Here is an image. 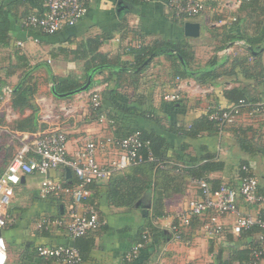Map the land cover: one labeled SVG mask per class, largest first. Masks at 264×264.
Here are the masks:
<instances>
[{"label":"crops","instance_id":"0c3cea01","mask_svg":"<svg viewBox=\"0 0 264 264\" xmlns=\"http://www.w3.org/2000/svg\"><path fill=\"white\" fill-rule=\"evenodd\" d=\"M200 1L204 7L198 15L190 19H179L173 16L167 4L168 0H91L87 3L86 13L76 24L65 26L56 34L43 35L39 30L26 28L21 24L22 17L26 14L45 12L43 0H0V21H9L8 44L15 47L17 42L22 43L18 47L30 63L40 61L37 58L43 55L51 73L58 77L83 76L85 60L91 58L92 53L83 51L85 47H80L79 44L88 38L95 40L96 52L106 56L121 54V58L127 61H132L129 53H125L130 47H152L154 44L170 42L186 45L192 52L197 48L196 52L201 59L197 62L205 63L216 54L218 57L228 58L225 67L232 68L229 64L231 60L235 67L232 68L234 73L226 72L220 76L217 84L201 86L192 79H172L169 59L157 51L138 68L142 70L140 73H127L126 77H121L120 84L116 83L115 78L105 80L107 76L111 77L108 68L98 73H95L94 69L91 70L89 73H92L94 84L85 91L73 93L65 98H56L50 93L51 80L46 75L40 83L38 94H44L56 104H64L71 110L68 115L64 111L61 115L62 126L68 137V156L76 154L85 138H93L98 142L137 127L163 135L167 149V154L164 155L169 157V163L164 167L176 168L169 171V179L165 173L157 171L152 195L144 191L133 200L132 206H115L110 203L108 186L109 183L115 185L117 181H131L134 166L114 172L107 181L93 184L90 195L81 202L79 211H85L92 206L98 212L100 225L78 238L70 237L64 226L55 223L57 219L68 220L71 194L63 192L59 197L40 196L41 182L46 177L71 184L76 181L73 172L69 168L59 166L48 174H26L14 187L8 208L9 224L3 231L7 244V264H55L51 259L39 257L36 250L38 245L75 246L82 257L78 264H210L219 248L227 250L233 245L238 248L243 246L245 239L231 232L234 216L220 217L218 220L222 224V232L215 235L207 234L202 229L207 216L193 218L190 226L184 228L181 241H175L168 229L175 215L182 210L184 202L199 193L196 184L189 177L178 173L179 169L189 166L191 158L200 160L204 154L214 153L218 159L224 161V167L208 172L207 177L220 179L221 183L234 180L236 185L240 180L237 166L221 157L222 154L230 152L229 150L233 151L236 158V154L241 155L237 144L228 140L232 134V125L226 126L221 135L203 132L193 138L182 134L183 129L201 114L205 106L206 99L201 98L193 90V86L215 90L212 94L222 104L226 103L223 92L237 86L264 96V46L257 49L259 44H256L253 52L248 54L244 49V42L235 44L233 42L236 39H231L242 34L244 26L253 24L250 14L256 16L258 11L252 12L249 4L234 7L231 4L233 0ZM187 21L199 25L198 36L184 34V23ZM0 47L4 48L2 45ZM217 47L221 48L215 51ZM236 57H246L251 65H254L255 59L256 63H260L259 84L253 77L243 74L240 61H234ZM19 75L20 72L17 71L8 76V84L13 85ZM178 82L184 84L182 98L179 100L183 105L180 106L177 102L170 105L162 96L172 92ZM94 86L100 88L102 110L106 117L102 120L97 112L92 110L88 100V91ZM109 115L114 119H109ZM18 147L14 148L13 154ZM114 153V148L100 149L98 146L96 158L100 162L106 159L104 154ZM157 168L161 167L156 166L155 169ZM134 176L143 178L144 174L139 172ZM174 176L177 179L174 180ZM155 189L166 192L163 199H158L163 205L164 213L163 216L150 220L148 216L151 217L153 200L157 199L154 197ZM237 202L241 212H249L254 217H257L259 210L264 207V204L260 203L247 204L241 197H238ZM149 222L156 231L149 234L148 242L135 258L126 259L125 254L141 240L140 235ZM162 230L164 233L160 236ZM255 237L256 235H253L251 239Z\"/></svg>","mask_w":264,"mask_h":264},{"label":"built area","instance_id":"2783aa9c","mask_svg":"<svg viewBox=\"0 0 264 264\" xmlns=\"http://www.w3.org/2000/svg\"><path fill=\"white\" fill-rule=\"evenodd\" d=\"M89 1L91 0H43L45 12L27 14L22 18L21 24L26 28H38L43 33L53 34L65 26L76 24L86 13ZM246 1L248 0H233L231 4L238 7ZM167 4L173 16L179 19L194 17L204 7L200 0H168ZM17 44L22 45L20 42ZM235 44H243V41H236ZM183 88L184 84L178 82L174 85L173 91L163 94L162 98L167 101L178 100ZM193 90L203 99H207L211 92L210 87L202 88L199 85L193 86ZM11 91L12 88L5 85L0 95V117L6 125L18 117V113L9 104ZM88 100L92 110L99 115V119H105L98 86L88 91ZM205 101L206 110L209 111L208 118L216 123L220 132H223L226 126L233 124L234 119L241 116V111L246 114L247 122L250 124L264 122V98L255 102L239 100L236 103L220 106L209 99ZM35 102L38 106L39 123L42 125L38 130L34 132L7 130V126L0 124V130L7 131L12 138H19L18 149L0 173V264L8 262L7 244L3 231L9 224L8 208L14 194V187L26 174L33 172L48 174L59 166L69 168L73 172L76 181L71 184L46 177L41 182L40 196L42 198L50 195L59 197L63 192L71 194L68 220L57 219L55 223L64 226L67 234L75 238L97 229L100 225L98 212L92 206L85 211H79L81 202L91 193V184L107 181L114 172L145 161L153 162L161 168L169 163L157 159L149 151L146 156L141 152L148 142L141 139L139 131L124 137H107L98 142L93 138H85L76 154L68 156V137L62 126L61 115L62 111L68 115L71 110H68L64 104H56L44 94L36 95ZM98 146L100 149L114 148L115 153L104 154L106 159L99 162L96 158ZM191 180L196 184L199 193L184 202L182 210L169 224L170 235L175 241L182 240L184 228L190 226L193 218L207 216L202 229L211 235L222 232L223 227L218 220L222 216H234L231 232L237 235L256 223L264 226V223L249 212H241L237 202L238 197H241L247 204H264V197L257 193L256 177L244 175L236 187L221 183L215 188L203 178L193 177ZM141 237V240L125 254L126 259L135 258L139 250L148 242L149 236L146 233H143ZM36 250L39 257L51 259L55 264H78L82 261L78 249L72 245H38ZM261 252V250H254L249 261L244 264L256 263Z\"/></svg>","mask_w":264,"mask_h":264},{"label":"trees","instance_id":"16d2710c","mask_svg":"<svg viewBox=\"0 0 264 264\" xmlns=\"http://www.w3.org/2000/svg\"><path fill=\"white\" fill-rule=\"evenodd\" d=\"M243 4H249L248 6L251 7L252 12L256 10L258 11V14L256 16L250 14V18L252 19L253 24L244 26L242 34L235 35L231 39L232 41L236 39L233 43L242 40L244 42V49L248 52V54H251L256 47V44H259L257 49H260L262 46H264V0H248ZM8 27V19L0 21V45L4 46V48L0 47L1 49H4L0 50V55L6 56L7 59L8 57L10 58V60L7 61V64H5L3 67H0V95L3 86L8 85L12 88L9 98V104L12 109L18 113V117L13 122H11L13 123L11 125V129L16 131L34 132L42 127V125L39 123L38 106L35 102V97L39 93L41 87L40 83H42L41 81L46 77V75H48L49 79L51 80L50 93L56 98H65L70 96V94H67L66 96H61V94L75 92L77 89H79L86 82L87 75L91 70L94 69L95 73H98L100 70L103 71L105 68H108L109 75L111 77L107 76L105 80L110 81L112 78H115L116 83L120 84L121 77H126L127 73H140L142 70L138 68L140 66H143L144 62L154 54L153 52L157 51H160L169 59L171 64L172 79H192L201 86L217 84V79L220 76H222L226 72H228L229 74L234 73L232 72V68H235L232 65L234 64L232 63V60L229 62L232 68L229 69V67H225V64L228 62V58L218 57L216 54L213 56V58L211 57L205 63L197 62L195 61L194 52L189 50L186 45L170 42L154 44L152 47H130L125 53H129V55L132 57V61H127L121 58V54L106 56L100 52H96L97 47L95 45V40H93L92 38H88L84 42H81L79 44L80 47H85L83 51H89L90 53H92L91 58L85 60V73L83 74V76L81 78L74 76L58 77L51 73V69L46 60H40L32 64L33 62L30 63L26 55L21 51V49H19L18 46L21 45L16 44L14 45L15 47H13L8 44ZM29 28L33 29V27ZM34 29L39 30L38 28ZM57 32L53 34H56ZM41 33L43 35H53L43 32ZM219 48L221 47H217L215 51H217ZM11 58L13 61L11 60ZM236 60L240 61V65H242L241 71L243 72V74L247 77H253L252 79H256L255 81H257L259 84L258 77L260 74V63H256L255 59L254 65H251L247 62L246 57H242L241 59L236 57L234 58V61ZM40 69L44 71L43 76L42 73L39 75L35 74V72ZM17 71L20 72L17 81L13 85L8 84L9 82L7 80V77L13 75ZM94 82H92L89 88L94 84ZM214 92L215 90L211 91V93L209 94V98L207 97V99L215 102L219 106L236 103L239 100H244L246 102H255L264 98V96L250 93V89L248 88L237 86L223 92V98L226 100V103L222 104L215 98V95L213 96L212 93ZM180 98H182V96H180ZM180 98L172 102H167V100L165 101L170 105H173L175 102H177V104L182 106L183 104L181 103V101H179ZM27 111L28 113H26ZM208 114L209 111H207L206 106H204L201 114L194 120H192V122L183 129L182 134L193 138L198 137L203 132H206L207 134L221 135L224 130L223 132H220L216 123L208 118ZM240 114L241 116L234 119V123L231 124L232 126L230 127V129L232 128V135L236 139L235 143L237 144L241 152V155L238 157L240 159L239 165L237 166V169L239 171V179L244 175L256 177L258 181L257 193L264 197V171L256 172L253 166L255 160L258 159H262L264 165V142L258 144L256 141H254V139H256L255 135V138H247L246 134L247 131H250L258 133V137H261L262 133H264V122H255V124L253 125L247 122L246 114H243L242 111L240 112ZM109 117V119H114L112 115H109ZM0 120L4 121L2 117H0ZM3 131L4 130H0V134ZM135 131H139L141 139L144 142H148L147 146H145V148L143 147L141 150V152L145 156L149 151L154 157L159 160H169V157H166V155H164L167 154L165 153L167 151V149L165 148L166 140L163 135L157 134L155 131L148 132L145 129L136 127L121 135H117L116 137H124ZM1 144H5V146L3 147H7L6 145H9V149L11 148V150H13V148L11 147L12 138L10 136H3L2 139L0 137V145ZM15 147L16 146H14V148ZM12 156L13 152L3 154L4 165L0 168V173L3 171V168L5 167V165H7L9 159ZM191 159L192 160H189L191 163H188L189 166L185 169H179L180 172L178 173L186 175L187 177H189V179L193 177L203 178L207 180V182H209L213 188L221 184L220 179H209L207 177L208 172L221 170L224 167V161L218 159L216 157V154L208 152L204 154L200 158V160L193 158ZM134 167L135 168L133 169V173L135 174L140 172L144 174L143 178H137L133 174L131 175V181L129 182L123 183L117 181L115 185L109 183V200L111 198L110 203L115 204V206H132L133 200H135L144 191L152 195V192H154V188L152 186L153 184H155L154 178L157 177L156 172L159 171V173H165L167 179H169V171H173V169L176 168L173 166H167L168 168L164 167L155 169L156 164L149 161H145L141 164L135 165ZM175 177L176 176L173 177L174 180L177 179ZM258 178L260 180H258ZM226 183L231 186H238L235 184L234 180H229ZM92 186L93 184H91V187ZM155 192L156 193L154 197L157 199L153 200V205L151 207V217H149L150 215L148 216L150 220L151 218L161 217L164 213L163 205L161 201L158 202V199H163V197L166 196V192L156 189ZM114 198H116L117 200L115 199L114 201ZM256 218L264 223V207L259 210V214ZM144 231L150 237L151 233H153V231H156V228L151 222H149ZM143 233H141L140 236H142ZM163 233V230L160 231V236H163ZM238 235L241 239H245L243 246L241 248H238L233 245L228 247L227 250L224 248H219L216 255L214 256L213 262L210 264H244L245 262L249 261L254 250L262 251L259 260L254 264H262V260H264V226L256 223L250 228L241 231ZM253 235H256L255 239H251V236ZM186 264L194 263L188 262Z\"/></svg>","mask_w":264,"mask_h":264},{"label":"rangeland","instance_id":"374dc122","mask_svg":"<svg viewBox=\"0 0 264 264\" xmlns=\"http://www.w3.org/2000/svg\"><path fill=\"white\" fill-rule=\"evenodd\" d=\"M190 18H193V17H189V18H186V19H190ZM203 30V29H202ZM202 30H201V32H202ZM197 48L195 49L194 48V52H195V55H194V57H195V61H197V60H201L199 57H198V54H197ZM43 55L42 56H39L38 58H37V60H44L43 59ZM42 58V59H41ZM6 59V57H0V67L1 66H3V65H5V64H7V60H5ZM34 61V60H33ZM35 62H37V61H34L32 64H34ZM1 73V72H0ZM42 73V76H43V73H44V71H42L41 69L40 70H37L36 72H35V74H41ZM0 124L2 125V126H7L8 128H7V130H11V125L13 124V123H10V124H5V122L4 121H2V120H0ZM243 125V124H242ZM234 128V127H233ZM232 129V128H231ZM6 134V135H5ZM231 134V133H230ZM246 134H247V138H251V137H254V135L256 136V139H254V141H256L258 144L259 143H262V142H264V133H262V136L261 137H258L259 136V134L258 133H254V132H250V131H247L246 132ZM3 136H10V134L7 132V131H3V132H1V134H0V137H1V139L3 138ZM12 138V137H11ZM230 142H235V137L231 134L230 135V137H229V139H228ZM11 141V140H10ZM236 144V143H235ZM264 144V143H263ZM12 146V148H13V150H14V146H16V147H18L19 146V138L18 137H13L12 138V144H11ZM3 146H5V144H1L0 145V168L1 167H3V165H4V158H3V154H8V152L10 153H12V151L13 150H11V148L9 149V145H6L7 147H3ZM239 148V147H238ZM240 150V149H239ZM230 152H227L226 154H222L221 155V157L223 158V159H225V160H227L228 161V163L230 162V163H232V165H236V166H238L239 165V161H240V159L239 158H236V157H234V153H233V151H231V150H229ZM236 155H238V157H239V154H236ZM253 163V162H252ZM253 166H254V169H255V171L257 172V171H264V165H263V160L262 159H258V160H255V163H253ZM237 169V168H236ZM258 180H260L259 178H258ZM226 182H228V181H225V183ZM17 190V189H16ZM14 218H15V215L13 216ZM214 259V258H213ZM204 264V263H203Z\"/></svg>","mask_w":264,"mask_h":264},{"label":"water","instance_id":"95a60500","mask_svg":"<svg viewBox=\"0 0 264 264\" xmlns=\"http://www.w3.org/2000/svg\"><path fill=\"white\" fill-rule=\"evenodd\" d=\"M184 34L187 36H198L199 35V25L194 22H189V21L185 22L184 23ZM91 83H92V73H89V75L87 76L86 82L79 89H77L75 92L61 94V96H66L67 94L71 95L73 93L85 91L89 88ZM67 170L69 171V169Z\"/></svg>","mask_w":264,"mask_h":264}]
</instances>
